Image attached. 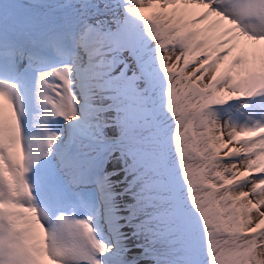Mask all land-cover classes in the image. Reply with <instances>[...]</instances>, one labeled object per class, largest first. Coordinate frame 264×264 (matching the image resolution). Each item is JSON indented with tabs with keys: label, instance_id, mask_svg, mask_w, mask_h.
Instances as JSON below:
<instances>
[{
	"label": "snow or ice",
	"instance_id": "1",
	"mask_svg": "<svg viewBox=\"0 0 264 264\" xmlns=\"http://www.w3.org/2000/svg\"><path fill=\"white\" fill-rule=\"evenodd\" d=\"M0 264H264V0H0Z\"/></svg>",
	"mask_w": 264,
	"mask_h": 264
}]
</instances>
